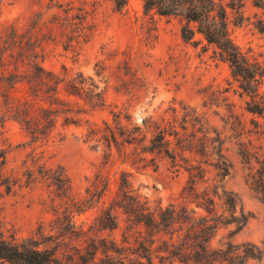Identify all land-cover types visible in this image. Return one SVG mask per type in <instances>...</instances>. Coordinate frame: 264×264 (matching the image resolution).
Returning <instances> with one entry per match:
<instances>
[{
    "label": "rangeland",
    "instance_id": "obj_1",
    "mask_svg": "<svg viewBox=\"0 0 264 264\" xmlns=\"http://www.w3.org/2000/svg\"><path fill=\"white\" fill-rule=\"evenodd\" d=\"M244 1L248 18L243 22H237L234 10L228 7L230 36L244 50L264 53V13L251 0ZM189 23L194 36L186 40L182 28ZM15 30L37 46L47 68L64 77L60 98L85 111L80 124H64L62 113L48 139L33 141L22 123L6 112L8 101L22 102L30 97L29 86L23 81L6 80L8 70L0 67V155L4 153L0 166L10 179L8 187L9 182L0 183V235L48 247L57 256L52 264H109V259L117 262L119 254L104 249L122 245L123 213L119 212V226L93 230L88 228L96 224L100 208L77 213V233L70 232L75 227L66 215L68 205L74 207L73 199L86 195L98 173L110 177L112 190L105 195V204L118 197L119 188L128 179L133 192L151 204L188 202L197 211L208 213L191 200L190 172L174 165L171 158L147 153L155 157V164L151 160L133 162L138 154L134 144L112 143L113 153L109 155L106 143L97 146L96 141L87 140V119L98 125L105 120L115 124L114 111L124 108L132 115V122L142 124L149 114L159 115L172 105L189 103L204 111L212 125L226 136L224 147L232 161L225 175L208 166L206 175L197 177L194 191L209 190L215 198L214 213L224 212L229 217L225 200L234 195L235 214L241 216L244 210L248 216L244 224L232 221L220 225L210 245L256 242L264 247V194L250 182L260 163L254 158L251 169L239 153V141L249 140L252 149L264 152V115L247 109L251 96L242 91L229 63L198 30L195 21L188 22L182 14H161L155 7L147 8L145 0H128L122 9L113 0H0V38ZM4 46L10 50L19 47L13 41ZM126 67L148 85L147 92L132 97L124 89L119 90L122 78L130 76ZM78 78L92 79L98 85L94 92L103 89L105 103L89 102L93 94L72 85ZM258 98L264 99V79ZM227 107L234 109L237 118H229ZM31 113L39 115V110L33 106ZM234 119L236 130L231 127ZM49 171L66 173L68 196L47 174ZM83 219L87 221L85 232H81ZM93 241L101 247L95 256ZM159 251L154 253L153 264H195L171 261ZM143 260L150 264L147 258ZM250 263L256 264V260Z\"/></svg>",
    "mask_w": 264,
    "mask_h": 264
},
{
    "label": "trees",
    "instance_id": "obj_2",
    "mask_svg": "<svg viewBox=\"0 0 264 264\" xmlns=\"http://www.w3.org/2000/svg\"><path fill=\"white\" fill-rule=\"evenodd\" d=\"M113 1L118 9L124 8L128 3V0ZM251 2L264 13V0ZM145 5L150 9L157 8L161 14H182L188 22L195 21L198 30L209 42L217 46L220 56L229 63L242 91L251 96V99L247 100V109L264 115V99L258 98L264 79V53H250L244 50L233 40L228 29V7L234 10L237 22H243L248 18L244 0H145ZM182 35L186 40L193 38L194 29L190 23L182 28ZM11 41L19 45L16 50L5 48V43ZM43 60L44 57L37 46L28 41L23 33L15 30L8 36L0 38V67L8 70L6 80L14 83L26 82L30 92V97H26L22 102L8 101L6 112L22 123L32 135L33 141L48 139L62 113L64 124H80L81 114L85 111L82 108L75 109L68 101L60 98V83L64 77H61L59 72L47 68ZM126 68H129L126 74L130 76L122 78L123 85L119 90L124 89V92L132 97L140 91L147 92L148 85L142 82L140 76L132 72L130 67ZM72 85L79 90L91 92L93 97H88V100L93 105L105 103L103 89L94 92V87L98 85L92 79L86 81L85 78H78ZM69 92L81 94V91ZM36 102H40V105L35 106ZM33 106L39 110V115L34 116L31 113ZM227 108L229 118H237L234 109ZM114 116L115 124L105 120L103 125H98L87 119L89 124L87 140L96 141L97 146L106 143L109 146L107 152L109 155L113 153L112 143L134 144L135 152L138 154L133 162L151 160L155 164V157H149L147 153H159L171 158L174 165L184 167L190 172L191 190L194 194V199L191 200H196L197 206L204 208L208 213L197 211L190 207L188 202L151 204L149 200L133 192L134 188L128 179H125L119 188L118 197L105 204V195L112 190L110 177L98 173L88 187L86 195L73 199L74 207L68 205L67 219L73 222L75 227L70 229V232H78L77 213L98 206L101 211L96 215V224H91L88 230L117 227L120 224L119 212L125 216L122 245L107 246L104 249L107 253L113 250L119 254L118 261L109 259V264H146L144 257L153 264L154 253L158 250L164 252L163 256L170 258L171 261L179 260L184 263L251 264V260H256V264H264V247L256 242L229 243L225 247L210 245L211 238L220 225L232 221L244 224L248 216L244 210L241 216L235 214L237 197L234 195L228 196L225 200L226 208L230 212L229 217L224 212L214 213L215 198L209 190L205 189L203 193L194 191L197 177H204L208 166H214L218 174L225 175L232 165L224 147L226 136L212 125L204 111L189 103H181L180 106L168 107L159 115L149 114L142 120V124L132 122V115L124 108L114 111ZM231 127L235 130L238 127L235 119L232 120ZM239 144L241 145L239 153L244 161L249 163L251 169L254 168V158L260 163L258 169L251 174L250 182L258 192L264 194V152L252 149L250 147L252 140L239 141ZM0 156H4V153ZM5 162L6 156L3 159V163ZM47 174L55 178L62 193L68 196L66 173L57 174L49 171ZM6 182H9L8 187L10 179H7L3 167L0 166V183ZM86 222V219L82 220L81 232L86 231L84 228ZM92 246L95 248L93 251L95 256L101 247L95 241L92 242ZM56 258L55 251L42 247L33 240L0 235V262L52 264Z\"/></svg>",
    "mask_w": 264,
    "mask_h": 264
}]
</instances>
